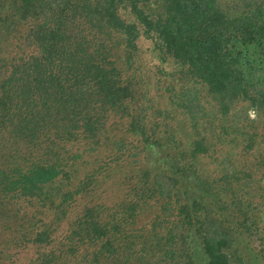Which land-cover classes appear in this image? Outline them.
Segmentation results:
<instances>
[{
  "label": "trees",
  "instance_id": "trees-1",
  "mask_svg": "<svg viewBox=\"0 0 264 264\" xmlns=\"http://www.w3.org/2000/svg\"><path fill=\"white\" fill-rule=\"evenodd\" d=\"M258 204L264 0H0V264H244Z\"/></svg>",
  "mask_w": 264,
  "mask_h": 264
},
{
  "label": "rangeland",
  "instance_id": "rangeland-1",
  "mask_svg": "<svg viewBox=\"0 0 264 264\" xmlns=\"http://www.w3.org/2000/svg\"><path fill=\"white\" fill-rule=\"evenodd\" d=\"M141 58L143 62V72L145 79L148 82V86L152 90H156L157 87L162 85V82H173L172 86L174 89H178L182 86V81L176 72V66L169 62L167 65V73L158 74L155 72V59L153 58L150 50L149 43L146 40L141 41ZM158 81V82H157ZM174 92V91H173ZM155 93V92H153ZM171 94V93H167ZM154 103L161 102L163 103V96L160 99L154 97ZM249 116L254 117V113L252 110H248ZM187 127L184 128L182 134L185 136V131ZM221 159L217 161L212 158L205 161L203 165L210 169L220 168L218 163ZM228 163L225 162L224 167H228ZM90 168V164H87L86 167H80L78 170V175L85 174L86 171ZM221 172V171H220ZM121 173V172H120ZM226 171H222L217 175H223ZM112 177L109 180H122L123 173L121 175L116 172L111 173ZM254 207V208H253ZM250 210H247V214L245 217V224L243 229L241 230V234L236 236V247L237 252L239 254L242 253L244 258V264H264V205L258 204L257 206H253ZM238 247H240L241 251H239ZM237 254V253H235ZM237 264V261H235Z\"/></svg>",
  "mask_w": 264,
  "mask_h": 264
}]
</instances>
